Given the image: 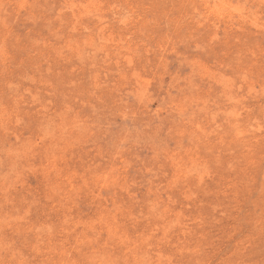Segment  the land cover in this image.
I'll return each instance as SVG.
<instances>
[{
  "label": "rangeland",
  "instance_id": "374dc122",
  "mask_svg": "<svg viewBox=\"0 0 264 264\" xmlns=\"http://www.w3.org/2000/svg\"><path fill=\"white\" fill-rule=\"evenodd\" d=\"M0 264H264V0H0Z\"/></svg>",
  "mask_w": 264,
  "mask_h": 264
}]
</instances>
